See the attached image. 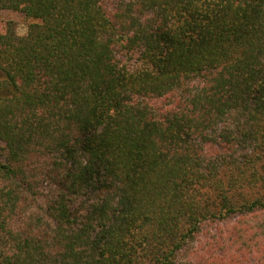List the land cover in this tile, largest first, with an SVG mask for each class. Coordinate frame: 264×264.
<instances>
[{
  "label": "trees",
  "instance_id": "16d2710c",
  "mask_svg": "<svg viewBox=\"0 0 264 264\" xmlns=\"http://www.w3.org/2000/svg\"><path fill=\"white\" fill-rule=\"evenodd\" d=\"M0 10V264H264V0Z\"/></svg>",
  "mask_w": 264,
  "mask_h": 264
},
{
  "label": "rangeland",
  "instance_id": "374dc122",
  "mask_svg": "<svg viewBox=\"0 0 264 264\" xmlns=\"http://www.w3.org/2000/svg\"><path fill=\"white\" fill-rule=\"evenodd\" d=\"M32 22L19 11L0 10V35L5 34L12 28L19 35L24 36L27 34L29 25Z\"/></svg>",
  "mask_w": 264,
  "mask_h": 264
}]
</instances>
